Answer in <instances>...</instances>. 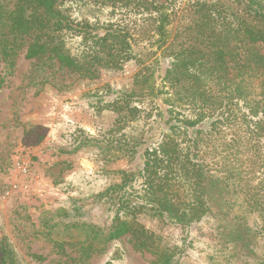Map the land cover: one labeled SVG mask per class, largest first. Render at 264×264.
Listing matches in <instances>:
<instances>
[{"label": "trees", "instance_id": "trees-1", "mask_svg": "<svg viewBox=\"0 0 264 264\" xmlns=\"http://www.w3.org/2000/svg\"><path fill=\"white\" fill-rule=\"evenodd\" d=\"M70 6L104 16H72ZM23 49L50 82L136 65L129 87L90 94L107 127L75 126L62 150L135 167L111 171L75 207L91 201L106 221L61 224L59 249L74 244L86 260L125 236L153 264H186L189 249L208 264H264V0H0V61ZM40 129L24 133L41 140ZM141 217L177 227L179 242ZM0 264H25L1 230Z\"/></svg>", "mask_w": 264, "mask_h": 264}, {"label": "rangeland", "instance_id": "rangeland-1", "mask_svg": "<svg viewBox=\"0 0 264 264\" xmlns=\"http://www.w3.org/2000/svg\"><path fill=\"white\" fill-rule=\"evenodd\" d=\"M69 9L76 17L104 16L91 7ZM37 63L24 57V49L12 61H0V230L25 264H153L154 256L134 248L125 236L109 242L104 251L86 260L80 258L76 245L64 244L59 249L53 242L55 235L63 234L61 224L76 221L104 224V210L91 201L79 210L75 207L114 179L111 171L135 167V163L125 158L103 164L92 149L74 153L62 150H67L75 126L89 133L107 127L108 116L92 114L90 94L105 84L129 87L136 65L104 71L91 81L63 78L60 72L50 82L41 79L43 73ZM61 79L66 86L60 84ZM31 126L41 127V140L24 133ZM15 156L29 162L32 177L19 174ZM140 221L168 244H176L182 236L177 227L147 217H141ZM54 224L58 225L51 229V236H46L47 228ZM184 260L186 264H208L204 252L194 249L186 252Z\"/></svg>", "mask_w": 264, "mask_h": 264}, {"label": "built area", "instance_id": "built-area-1", "mask_svg": "<svg viewBox=\"0 0 264 264\" xmlns=\"http://www.w3.org/2000/svg\"><path fill=\"white\" fill-rule=\"evenodd\" d=\"M15 167L18 170L19 174H21L25 178H30L33 175L29 162L20 158V156H15ZM27 188V185H25Z\"/></svg>", "mask_w": 264, "mask_h": 264}]
</instances>
